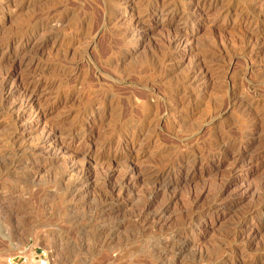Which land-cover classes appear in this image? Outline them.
<instances>
[{"label":"rangeland","instance_id":"obj_1","mask_svg":"<svg viewBox=\"0 0 264 264\" xmlns=\"http://www.w3.org/2000/svg\"><path fill=\"white\" fill-rule=\"evenodd\" d=\"M0 264H264V0H0Z\"/></svg>","mask_w":264,"mask_h":264},{"label":"bare ground","instance_id":"obj_2","mask_svg":"<svg viewBox=\"0 0 264 264\" xmlns=\"http://www.w3.org/2000/svg\"><path fill=\"white\" fill-rule=\"evenodd\" d=\"M189 171V170H188ZM187 172V171H186ZM188 173V172H187Z\"/></svg>","mask_w":264,"mask_h":264}]
</instances>
